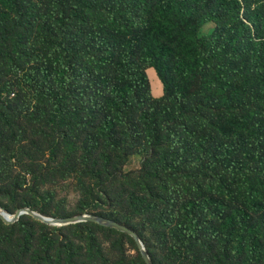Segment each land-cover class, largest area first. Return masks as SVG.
<instances>
[{
  "label": "trees",
  "instance_id": "trees-1",
  "mask_svg": "<svg viewBox=\"0 0 264 264\" xmlns=\"http://www.w3.org/2000/svg\"><path fill=\"white\" fill-rule=\"evenodd\" d=\"M96 1L81 0L64 11L65 0H45L38 17L30 1L0 0V70L22 76L40 91L52 118L85 125L99 117L96 140L87 151L100 150L109 159L126 146L117 137L119 126L130 121L142 132L135 116L138 112L148 135L146 142L154 146L157 108L146 106L142 89L148 83L145 68L155 67L164 84L162 99L173 100L175 105L169 124H179L189 134L171 158L167 154L158 157L160 168H173L177 159L192 168L180 175L179 189L187 196L173 217H159L169 230L173 264H264V229L254 220L264 211V2L245 15L252 30L242 21L237 0H118V10L128 11L123 17L112 10L97 9L92 4ZM90 18L100 26L88 34L81 33L80 28ZM195 19L213 27L199 36ZM237 22L241 31L233 26ZM137 47L141 49L140 60L136 59ZM239 50L242 61L233 68L234 54ZM223 54L224 63L208 73L212 59ZM113 66L122 79L105 101L88 108L74 106L78 109L72 110L71 98L82 101L88 91L81 86L82 78L97 74L107 86L106 73ZM247 66L255 68L257 80L251 91L243 93L238 82ZM188 83L191 91L186 88ZM7 95L0 90V115L8 105ZM193 99L198 102L190 109ZM198 103L207 110L201 111L204 124H214L217 133L199 135L189 126L191 118L198 119ZM212 104L214 109L208 110ZM228 128L233 129V138L220 139L218 134ZM27 206L49 217L35 205ZM129 206L136 212L151 210L149 200L137 194L131 195ZM35 222L55 232L87 228L90 256L103 257L94 233L103 227L79 224L54 228ZM0 226L13 228L1 221ZM108 230L135 244L129 236ZM22 234L18 253L30 255L33 261L41 253L46 262L83 264L78 260L79 251L72 246L58 250L52 239L44 235L37 239L34 229H24ZM37 240L43 252L32 251V243ZM198 244L210 246L206 255H211H193ZM136 250L140 263L145 264L137 246Z\"/></svg>",
  "mask_w": 264,
  "mask_h": 264
},
{
  "label": "rangeland",
  "instance_id": "rangeland-1",
  "mask_svg": "<svg viewBox=\"0 0 264 264\" xmlns=\"http://www.w3.org/2000/svg\"><path fill=\"white\" fill-rule=\"evenodd\" d=\"M20 1H30L34 15L41 16V7L45 0ZM65 1L64 11H67L69 6L75 7V4L81 2ZM237 1L241 4L242 21L253 30V25L245 15H250V12L264 0ZM92 4H95L97 9L115 11L120 17L128 14L126 10H118V0H97ZM194 24L200 29L199 36L207 34L213 27L200 22L199 19H195ZM99 26V23L90 18L86 26L80 28L81 33L88 34ZM233 26L237 31L242 30L238 22ZM75 45L78 47L80 43L75 42ZM136 53V59L140 60V47H137ZM242 54L241 50L234 54L233 68L240 65ZM225 58L226 55L223 54L212 59L211 65L207 68L208 73L224 63ZM145 73L148 83L142 89V96L146 99V106L157 108L158 114L157 132L155 139L152 138L155 144L154 146L147 144L148 135L138 119L140 114L138 112L135 116L137 123L142 126V132H138L130 121L124 126H119L117 137L125 142L126 146L121 153L114 152L107 159L101 155L100 150L92 153L87 151L88 145L96 140L99 117H96L93 123L85 125L69 123L63 117L52 118L50 109L44 105L42 98L44 95H40V91L38 92L22 76L7 74L0 70V90L8 94V105L2 109L4 114L0 115V210L13 215L17 209L29 208L27 205L31 204L52 218L103 215L127 225L140 234L155 264H173L169 256L171 247L169 230L164 227L159 217L161 215L166 218L173 217L179 203L187 196L179 189L180 175L192 168L189 164L183 165L180 159H177L173 168L167 166L160 168L158 157L167 154L171 158L182 141L188 139L189 134L181 125L169 124L168 119L174 114L175 105L173 100L162 99L165 95L164 84L155 67L147 66ZM241 73L238 88L246 93L252 90L251 85L256 82L257 73L255 68L250 66L245 67ZM106 75L109 79L107 86L103 85L97 74L90 73L82 78L81 86L88 91L82 101L76 97L71 98L72 110L78 109L74 106L88 108L95 102L105 101L110 95L111 88L122 79L116 66H113ZM186 88L191 91V84H186ZM4 95L5 93L2 96ZM194 102L198 101L193 99L190 109L194 108ZM165 104L166 106H163ZM214 107L212 104L207 109L212 111ZM197 108L198 119L191 118L189 123L191 129L199 135L209 131L217 133L214 124H204L202 120L203 113L207 112L205 106L198 103ZM232 132L233 129L228 128L224 133L218 134V137L233 138ZM148 157H151V160L145 164ZM132 194L146 197L151 203V210L133 211L129 206ZM20 217L15 223L10 224L13 225L11 229L0 226V264H58L54 261L46 262L41 253L34 261L30 255L18 253L24 229H34L37 239L43 235L52 239L58 250L72 246L79 251L78 260L83 264H141L135 244L128 237L112 233L106 228L94 230L103 254L100 259L90 256L88 252L87 228L73 227L55 232L49 228H42L31 216ZM254 220L264 229V211L257 214ZM32 245V251L43 252L38 248V240ZM210 249L208 245L198 244L192 254L210 256L211 254L206 255Z\"/></svg>",
  "mask_w": 264,
  "mask_h": 264
},
{
  "label": "water",
  "instance_id": "water-1",
  "mask_svg": "<svg viewBox=\"0 0 264 264\" xmlns=\"http://www.w3.org/2000/svg\"><path fill=\"white\" fill-rule=\"evenodd\" d=\"M28 215L34 218L35 220L49 225V226H54V228H63V227H68V226H73V225H78V224H95L97 226L114 230L116 232H120L122 234H125L129 236L136 244L139 253L141 255V258L145 264H153L146 247L139 237V235L133 231L131 228L128 226L118 223L106 218L102 217H97V216H90V215H82V216H77L73 218H52V217H47L44 216L36 211H33L30 208H20L17 209L13 215H9L5 212H2L0 210V220L6 224L10 225L15 223L20 216Z\"/></svg>",
  "mask_w": 264,
  "mask_h": 264
}]
</instances>
